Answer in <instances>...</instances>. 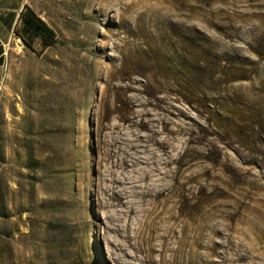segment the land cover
Masks as SVG:
<instances>
[{"label":"rangeland","instance_id":"obj_1","mask_svg":"<svg viewBox=\"0 0 264 264\" xmlns=\"http://www.w3.org/2000/svg\"><path fill=\"white\" fill-rule=\"evenodd\" d=\"M29 5L58 42L40 52L37 40L33 52L15 36L6 55L0 78V264H114L97 192L104 126L121 122L122 136L133 139L148 133L123 122L125 115L140 112L146 121L166 116L157 104L163 74L136 64L139 50L153 45L149 37L164 34L173 49H192L197 36L222 79L203 91L200 73L187 62L173 74L177 86L197 97L202 112L192 114L203 125L211 124L208 110H214V136L187 144L198 154L192 169L203 191L195 210L211 218L214 264H264V0ZM170 97L190 110L178 95ZM208 237L204 232L203 245Z\"/></svg>","mask_w":264,"mask_h":264},{"label":"bare ground","instance_id":"obj_2","mask_svg":"<svg viewBox=\"0 0 264 264\" xmlns=\"http://www.w3.org/2000/svg\"><path fill=\"white\" fill-rule=\"evenodd\" d=\"M169 37L150 36L153 45L147 51L139 50L141 59L136 63L163 74L164 82L158 86L163 95L157 97V104L166 116L146 121L140 112L125 115L123 122L148 133H139L133 139L122 136L121 122L104 126L107 133L102 139L99 162L103 170L99 173L97 192L103 197L101 206L107 223L102 228L111 237L108 254L114 264H214L211 218L204 211L195 210L203 191L192 169L198 154L187 145L198 136H214V110H208L211 124L203 125L192 114L202 112L195 104L197 97L177 86L173 74L180 64L187 62L200 73L203 91L213 90L222 79L215 77L214 59L208 50H201L197 36L194 49H173ZM171 94L189 104L190 110L170 103ZM204 232L209 233L206 245L202 243Z\"/></svg>","mask_w":264,"mask_h":264},{"label":"trees","instance_id":"obj_3","mask_svg":"<svg viewBox=\"0 0 264 264\" xmlns=\"http://www.w3.org/2000/svg\"><path fill=\"white\" fill-rule=\"evenodd\" d=\"M14 32L15 36L22 40L25 47L33 52H36L35 42L37 40H39L42 46L40 52L55 46L58 42L53 28L42 20L37 12L29 5H26L20 13L19 21Z\"/></svg>","mask_w":264,"mask_h":264},{"label":"crops","instance_id":"obj_4","mask_svg":"<svg viewBox=\"0 0 264 264\" xmlns=\"http://www.w3.org/2000/svg\"><path fill=\"white\" fill-rule=\"evenodd\" d=\"M30 0H0V78L6 63V55L16 40L15 29L20 13ZM30 6V5H29Z\"/></svg>","mask_w":264,"mask_h":264},{"label":"water","instance_id":"obj_5","mask_svg":"<svg viewBox=\"0 0 264 264\" xmlns=\"http://www.w3.org/2000/svg\"><path fill=\"white\" fill-rule=\"evenodd\" d=\"M21 41V43H19L21 46L23 45L24 46V44H23V42H22V40H20Z\"/></svg>","mask_w":264,"mask_h":264}]
</instances>
